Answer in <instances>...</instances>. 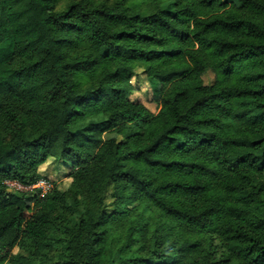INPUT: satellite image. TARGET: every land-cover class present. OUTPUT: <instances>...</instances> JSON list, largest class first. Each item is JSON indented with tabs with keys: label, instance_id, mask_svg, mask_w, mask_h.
I'll use <instances>...</instances> for the list:
<instances>
[{
	"label": "trees",
	"instance_id": "16d2710c",
	"mask_svg": "<svg viewBox=\"0 0 264 264\" xmlns=\"http://www.w3.org/2000/svg\"><path fill=\"white\" fill-rule=\"evenodd\" d=\"M0 264H264V0H0Z\"/></svg>",
	"mask_w": 264,
	"mask_h": 264
},
{
	"label": "rangeland",
	"instance_id": "374dc122",
	"mask_svg": "<svg viewBox=\"0 0 264 264\" xmlns=\"http://www.w3.org/2000/svg\"><path fill=\"white\" fill-rule=\"evenodd\" d=\"M228 5L234 2V0H225ZM213 74L207 72L203 76V84L209 86L213 82ZM131 85L133 91L129 96V100L133 103L140 104L146 108L152 115H155L159 109V99H160V85L155 81H152L146 77L141 69L134 72ZM104 137H107L106 135ZM71 168L69 165L62 163L61 161H56L53 159H48L42 166L38 168V173L40 175V181L44 180L49 187L53 184L57 187L59 191H66L69 186L68 173H70ZM10 192H16L15 190H9ZM111 186L106 188L104 206L107 212H111L112 209V199H111Z\"/></svg>",
	"mask_w": 264,
	"mask_h": 264
},
{
	"label": "built area",
	"instance_id": "2783aa9c",
	"mask_svg": "<svg viewBox=\"0 0 264 264\" xmlns=\"http://www.w3.org/2000/svg\"><path fill=\"white\" fill-rule=\"evenodd\" d=\"M5 185L7 186L8 190H15L16 192L38 190L40 192V196L46 194L50 190V187L47 185V183L44 180L42 181L39 180L35 185L31 187H23L16 182H10V181L5 182Z\"/></svg>",
	"mask_w": 264,
	"mask_h": 264
}]
</instances>
